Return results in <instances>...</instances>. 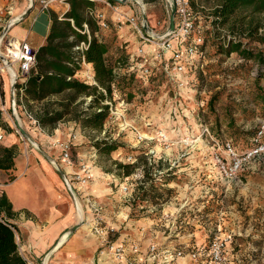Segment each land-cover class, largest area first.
<instances>
[{
    "label": "rangeland",
    "instance_id": "obj_1",
    "mask_svg": "<svg viewBox=\"0 0 264 264\" xmlns=\"http://www.w3.org/2000/svg\"><path fill=\"white\" fill-rule=\"evenodd\" d=\"M93 1L95 5L90 15L93 10L103 11L109 23L108 27L100 24V31L108 40L124 46L130 55L128 62L123 57L117 64L116 77L133 70L132 55H136L137 61L150 65L152 74L144 78L135 72L131 101L126 92L113 86L111 97L98 105L109 106L102 128L85 122L100 110L98 106H91L92 95L77 94L69 89L35 100L27 94L25 86L18 95L19 116L24 127L35 133L39 141V148L30 149L28 155L41 161L42 150H50L47 146L54 149L49 154L57 157L59 168L56 165V171L63 181V191L77 212L80 203L83 222L91 221L94 231L98 229L103 234L101 251L111 253L108 248L114 243H123L126 247L138 243L136 239L127 243L118 241L124 226L120 227L117 217H120L119 212L128 210L127 219H148L147 224H134L145 243L162 240V244L173 245L168 242L175 237L165 224L163 213L166 212L175 220L170 226H177L185 240L174 245L185 249L187 257L196 246H208L218 239L226 244L227 264H264V150L250 155L254 132L264 129V110L256 101L260 89L264 90V74L258 76L261 66L256 59L221 50L226 42H239L249 48L263 47L258 36L264 33V28L254 35L248 34V28L250 24H263L264 14L253 11L252 7L239 8L222 23V17L215 12L223 0H192L197 26L193 37L202 36L204 56L195 60L197 67L185 75L186 84L180 85L164 68L165 63H171L172 55L171 48L166 47L169 41L164 46L160 38L171 30L165 0H114V5L124 15L121 20L115 9L101 0ZM55 15L61 16L52 12V18ZM132 16L135 24L127 20ZM47 19V12L36 7L24 25L39 32L46 28ZM138 28L146 35L147 31H154L155 43H144ZM79 31L86 32L91 39L89 26L88 30L84 27ZM73 40L71 36L68 42ZM142 46L145 53L137 57ZM180 46L184 49L187 45ZM74 51L68 50L69 53ZM77 61V71L68 79L97 84L93 67V75L89 76V62L80 58ZM101 91L107 93L105 89ZM62 112L63 117L53 124L41 122L46 115ZM3 115L7 120L4 124L0 122V126L8 129L9 122L13 123L11 111ZM30 119H36L41 130H32ZM102 141L115 142L117 148L103 152ZM226 141L234 144L242 159V165L232 171L229 167L234 160L223 147ZM262 142L264 144V136ZM63 143L71 146L73 164L70 166L61 159ZM125 163L132 165L129 175L120 166ZM221 163L226 165L227 171ZM59 169L69 180L73 195ZM8 173L7 181H10ZM97 183L106 187L103 196L90 192ZM142 197L147 199L142 200ZM158 219H162L161 222H157ZM153 222L155 224L150 226ZM153 226H161L157 239H152L158 235L153 232ZM167 235L169 237L165 238Z\"/></svg>",
    "mask_w": 264,
    "mask_h": 264
},
{
    "label": "crops",
    "instance_id": "obj_2",
    "mask_svg": "<svg viewBox=\"0 0 264 264\" xmlns=\"http://www.w3.org/2000/svg\"><path fill=\"white\" fill-rule=\"evenodd\" d=\"M31 1L0 0V33L9 20L19 16L28 8ZM69 6L70 4L67 0H55L50 4H43L41 0H35V6L32 11L38 7L41 12H47L48 14L46 28L36 32L24 25V21L31 11L27 17L11 26L7 38L12 41L26 39L35 47H42L51 31L52 12H57L62 16ZM60 10H62L61 13ZM87 66L91 69V71L89 70L91 73L89 76H92L91 63H87ZM1 79L4 88L5 109L10 110L12 113L13 106L9 76L5 74ZM5 120H7L6 115ZM9 124L11 128L8 129L0 126V149H15L14 166L11 169L0 171V182L3 181L0 184V196L6 194L12 203V215L8 220L16 227V239L20 253L30 264H129L128 260L117 261L112 257L111 253L101 251L104 247L103 234L94 231L91 221L83 222L80 219L79 213L63 191V181L56 171L57 157L49 154L53 148L47 146V149L50 150L44 149L42 151H47L48 153H45L48 156L41 151L42 153H39V155L44 156V158L41 161L34 160L33 156L31 154L28 155L27 152H30V149L34 150L35 147L25 141L15 131L13 123L9 122ZM34 134L32 133L35 138H38ZM8 172L15 175L14 180L7 181ZM105 189L106 187L104 188L102 183H97L92 186L90 192L95 196H103ZM89 199H95V197H90ZM128 213L129 210L124 213L119 212L120 217H117L120 227L124 226V231L119 236L118 241L127 243L136 239L140 244V251L133 253L127 245L129 247L127 254L129 256L134 255L140 260H146L149 244L152 241H156L152 239H157L161 235L159 230L161 226L157 228L153 226V232L158 235L152 238L151 242L145 243V240L140 239L141 237L134 224H147L148 219H127ZM89 217L91 218V215ZM161 220L158 219L157 222H161ZM164 221L173 230L171 235L173 234L175 237L168 242L173 245L178 242H184V237L180 236L178 227L173 228L170 226L171 223L173 225L175 220L171 218L164 219ZM152 224H155V222L149 225L152 226ZM75 227L76 229L74 230ZM147 233L150 232L147 231ZM66 234V239L59 245ZM164 236L160 238H164ZM167 237L169 235L165 238ZM157 242L163 243L162 240ZM186 262H188L187 256L177 259L175 264H185ZM153 264L162 263L155 262Z\"/></svg>",
    "mask_w": 264,
    "mask_h": 264
},
{
    "label": "trees",
    "instance_id": "obj_3",
    "mask_svg": "<svg viewBox=\"0 0 264 264\" xmlns=\"http://www.w3.org/2000/svg\"><path fill=\"white\" fill-rule=\"evenodd\" d=\"M67 1L70 4L69 10L63 16H53L51 31L47 41L38 50L37 66L24 85V87L26 86L27 94L32 99L42 100L49 95L71 89L75 90L77 94L92 95L91 106L94 107L100 105V102L106 97H111L113 86H115V88L126 92L128 101H131L133 98L131 87L135 84L136 73L132 70L119 78L115 75L117 64L120 63L123 57H126L128 62L130 55L126 52L124 46L108 40L100 31L101 25L98 19L90 15V9L95 5L93 0ZM248 7H252L255 12L264 14V0H223V3L217 8L215 13L222 17V23H226L239 8ZM85 23L88 24L91 31V39H88L86 32L79 31L84 30ZM261 27L264 28V23L250 24L248 34L254 35L258 33ZM97 31H99L98 35H96ZM71 36L74 37V40L68 42ZM82 41L89 42L87 49L84 51L75 49ZM258 41L264 45V33L258 36ZM72 49L75 51L69 53L68 50ZM221 50L226 54L237 52L245 59H256L261 66L258 76L264 74V46L249 48L239 42H226L221 47ZM83 56L87 62L92 64L97 84L91 85L86 81L68 79L69 76L75 75L77 59H82ZM236 71L238 72V70ZM237 74L239 75V73ZM101 89H105L107 93L102 92ZM3 95L4 91L0 82V122L2 124L5 121L1 110V97ZM256 101L264 110V90L260 89L256 96ZM108 108L109 106L105 104L99 107V111L85 119L87 125L94 128H102L108 116ZM62 117L63 112L54 116L46 115L41 119V122L43 125L53 124ZM256 133L254 132L253 135ZM102 144L100 148L103 152H110L117 148V143L115 142L102 141ZM0 150L2 152L0 154V168L11 169L14 166L15 149L2 148ZM120 166L124 169L126 175L131 174V164L125 163ZM10 179L14 180L15 175L11 174ZM144 198L147 199L142 197V200ZM161 202L163 203V201ZM156 203H159V201H156ZM11 215L12 203L6 194H2L0 196V264H30L20 253L16 239V227L8 220Z\"/></svg>",
    "mask_w": 264,
    "mask_h": 264
},
{
    "label": "built area",
    "instance_id": "obj_4",
    "mask_svg": "<svg viewBox=\"0 0 264 264\" xmlns=\"http://www.w3.org/2000/svg\"><path fill=\"white\" fill-rule=\"evenodd\" d=\"M54 1L55 0H41L43 4H50ZM101 1L107 7L115 9L118 20H121V18L124 17L122 12L118 11V7L114 5V0ZM165 2L168 14L171 16L173 10H176V14L174 17V29H171L168 35H166L165 37H160L163 39L162 44L164 46L166 42L169 41L166 47H170L172 51V55L170 56L171 65L165 63L164 68L168 72V74H170V76H172L176 81L180 83V85H185L187 82L184 79L185 75L192 72V69L197 67V62H195V60L201 56H204V53L201 49L202 36L196 35V37H193L194 32L197 30V26L196 13L194 12L192 7V0H165ZM91 14L96 16L101 26L108 27L109 23L107 21L106 14L103 11L93 10L91 11ZM11 20H9L6 25L9 24ZM127 20L135 24L134 16L127 17ZM6 25L4 26L2 31H4ZM84 27L88 30L87 23L84 24ZM138 30L141 33L140 36L143 39L144 43H155L154 31H152V33L147 31L146 35L142 31V29L138 28ZM8 31L0 40V55H3L5 57V60L0 57V82L2 83L1 78L3 75L7 74L9 76L13 106V111L11 113L14 125L13 128L25 141L29 142L22 134L21 127L25 129L34 139L35 137L32 135L31 131L27 129V127H24L23 123L21 122L18 109L20 106L18 105V95H20V93L23 91V88H25L24 85L26 80L32 75L34 69L37 66V53L39 48L35 47L26 39L22 41H12L8 39ZM191 37L193 38L191 39ZM157 43L161 44V42ZM183 43L184 46H187H185L184 49L179 48V44L181 45L180 47H184ZM88 44V41H82L76 48L84 51L85 49H87ZM174 46H176V48H174ZM144 53V47L142 46L137 53V57L143 56ZM82 59L86 63L84 56ZM131 59L132 62H135V64H132V69L134 72H137L138 75L144 78H148L152 74V68L146 62L137 61L136 55H132ZM68 78L71 79L72 77L69 76ZM13 85H15L14 89H12ZM13 98H15V107L13 105ZM1 110L3 113H5V111L7 110L5 109L4 95L1 97ZM30 118H32V116H30ZM30 124L32 130H41L40 124L36 119H30ZM263 136V128L253 136V150H251L250 155H257L261 153L262 150H264V144L262 142ZM29 144L32 143L29 142ZM34 147L38 148L37 146ZM223 147L232 155V159L234 160L233 166L229 167L230 170L232 171L233 169H238L242 165V159L239 158V154L237 153L234 144L231 141H226ZM61 157L62 161L66 165L70 166L73 164L71 146L69 143H63L61 145ZM221 166L226 171L228 170L224 163ZM178 214V216H180L179 212ZM163 217L169 219L172 217V215L171 213L164 212ZM97 231L101 232L98 229ZM130 248L133 253H137L140 251V244L132 243ZM108 249L112 253L114 259H116L117 261L128 260L129 264H153L155 262H161L162 264H175L177 259L186 257L185 249L177 247L176 245H166L157 242L149 244L146 260H140L134 255L129 256L127 254L128 248L123 243H114L109 246ZM225 250L226 244L224 243V241L215 239L208 246L199 245L196 246V248H194L193 250H190V252L188 253L189 261L185 264H198L199 261H201L199 264H227Z\"/></svg>",
    "mask_w": 264,
    "mask_h": 264
},
{
    "label": "water",
    "instance_id": "obj_5",
    "mask_svg": "<svg viewBox=\"0 0 264 264\" xmlns=\"http://www.w3.org/2000/svg\"><path fill=\"white\" fill-rule=\"evenodd\" d=\"M35 6V0H32V5L29 6L22 14H20L19 16H17L15 19L11 20V22L9 24L6 25L4 31H2L0 33V40L3 38L4 34L9 30V28L16 22H18L19 20H22L24 19L25 17H27L29 15V13L32 11V9L34 8ZM175 14H176V10H173L172 12V15H171V29L173 30L174 27H175V22H174V17H175ZM0 57L5 60V57L3 55H0ZM15 88V85L12 86V89ZM13 105L15 107V98H13ZM21 131H22V134L24 135V137L30 142L32 143L34 146H37L39 148V144L37 143V141L25 130L21 127ZM43 153H45L44 151H42ZM46 156L47 153H45ZM51 159V158H50ZM52 160V159H51ZM54 163H56L54 160H52ZM57 165V164H56ZM58 167V165H57ZM59 168V167H58ZM60 171V174L62 175L66 185L68 186L70 192L72 193L73 195V189H72V186L69 182V180L67 179L65 173L63 172L62 169H59ZM79 226V225H78ZM76 229V227L74 228V230Z\"/></svg>",
    "mask_w": 264,
    "mask_h": 264
},
{
    "label": "bare ground",
    "instance_id": "obj_6",
    "mask_svg": "<svg viewBox=\"0 0 264 264\" xmlns=\"http://www.w3.org/2000/svg\"><path fill=\"white\" fill-rule=\"evenodd\" d=\"M139 1V0H138ZM32 5V1L30 2V5L29 6H31ZM28 6V7H29ZM82 210H81V206H80V203L78 204V213H79V215H80V219L82 220V212H81ZM80 224V223H79ZM81 224H82V222H81ZM66 237H67V234L63 237V239H61V241H60V243H59V245L66 239Z\"/></svg>",
    "mask_w": 264,
    "mask_h": 264
}]
</instances>
